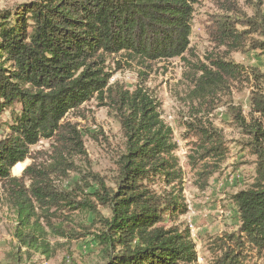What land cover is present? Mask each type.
I'll return each instance as SVG.
<instances>
[{"label": "trees", "instance_id": "16d2710c", "mask_svg": "<svg viewBox=\"0 0 264 264\" xmlns=\"http://www.w3.org/2000/svg\"><path fill=\"white\" fill-rule=\"evenodd\" d=\"M198 1L31 0L0 10V113L9 114L0 122L7 128L0 137V187L8 191L16 212L19 245L47 252V243L39 239L43 230L37 210H84L97 217L92 225L100 224L94 236L104 264H194L189 232L165 226L168 218L185 211L183 174L173 131L145 82L154 63L192 55L191 22ZM218 6L220 14L206 31L223 51L191 65L188 98L198 111L186 123L193 138L189 160L193 166L201 162L198 175L206 182L228 149L220 133L197 114L212 112L221 94L248 87V115L230 102L226 112L241 135V147L255 158V175L232 196L238 228L210 239L209 264H246L249 259L264 264V72L229 57L249 49L264 54V0L251 5V15L236 0H219ZM109 58L137 67L133 89L110 82ZM92 99L117 121L124 145L112 185L87 172L82 178L89 198L77 199L49 178L74 169L71 159L85 154L82 135L67 115ZM42 139L50 142V170L31 155V146ZM27 158L33 161L21 175L11 176L10 170L23 167ZM90 197L108 208L107 217ZM60 234L71 238L76 233Z\"/></svg>", "mask_w": 264, "mask_h": 264}, {"label": "rangeland", "instance_id": "374dc122", "mask_svg": "<svg viewBox=\"0 0 264 264\" xmlns=\"http://www.w3.org/2000/svg\"><path fill=\"white\" fill-rule=\"evenodd\" d=\"M31 0H0V10L13 9ZM238 6L247 15L252 14L251 5L257 0H236ZM219 0H199L194 5L191 22L190 47L192 55L184 59L172 58L153 64L145 85L155 95L159 103L161 118L171 127L177 144L174 155L178 159L183 174L182 197L185 211L176 218L165 222V226L177 227L180 231L187 230L195 244L196 261L194 264H209L212 254L209 251L210 239L223 233L235 231L239 220L232 196L245 189L255 175L254 156L241 147V135L227 115L226 106L230 102L241 108L244 115L249 112V88L232 89L230 93L221 94L217 107L202 117L206 126L216 129L227 146V154L219 163L218 168L202 182L199 178V165H192L189 155L193 154L192 141L187 133L186 123L192 121V114L198 111L189 101L188 92L191 87L192 64L204 62L209 54L223 51L210 41L206 26L211 18L220 14ZM230 59L244 66H255L264 72V54L258 49L244 52H232ZM115 61V60H114ZM111 58L108 60L111 72L110 82H118L133 89L138 82V69L134 65L121 62L116 65ZM230 100V101H229ZM195 109V110H194ZM195 112V113H196ZM194 113V114H195ZM9 119L7 111L0 113V122ZM67 119L76 123L84 144V155L74 156L71 160L74 169L65 174L55 172L50 181L59 191L70 192L77 199L86 197L87 191L82 176L90 172L98 175L106 185H112L115 175L116 160L123 150L124 138L117 121L108 114L105 107L99 106L92 99L82 105L79 112L69 113ZM7 132L6 127L0 128V137ZM31 155L36 163L45 169H52L50 142L40 140L31 146ZM33 159L27 158L22 165L10 175L19 177L24 167ZM90 183H93L89 181ZM77 185L80 189H77ZM76 188V190H75ZM96 210L103 216L109 210L96 202ZM38 212V226L43 230L39 239L47 243V252L34 251L19 245L15 237L17 218L10 202L8 191L0 187V264H104L101 258L100 245L95 234L100 224L92 225L97 217L84 210H67L52 208ZM94 220V221H95ZM51 223L52 228L48 225ZM60 231L75 232L71 238L61 235ZM246 264H262L259 259H249Z\"/></svg>", "mask_w": 264, "mask_h": 264}]
</instances>
